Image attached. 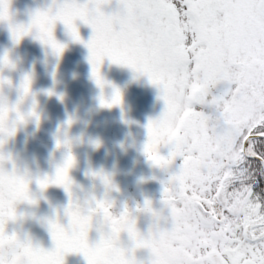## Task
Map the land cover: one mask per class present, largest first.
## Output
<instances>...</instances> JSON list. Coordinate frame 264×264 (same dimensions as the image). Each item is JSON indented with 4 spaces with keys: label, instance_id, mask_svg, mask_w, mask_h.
I'll return each mask as SVG.
<instances>
[{
    "label": "snow or ice",
    "instance_id": "snow-or-ice-1",
    "mask_svg": "<svg viewBox=\"0 0 264 264\" xmlns=\"http://www.w3.org/2000/svg\"><path fill=\"white\" fill-rule=\"evenodd\" d=\"M111 2L53 0L25 25L13 23L11 0H0V21L8 22L16 42L35 31L57 57L66 46L55 39L56 23L85 43L76 24L82 21L93 30L86 47L101 89L105 58L159 89L165 107L149 120L143 150L154 166L176 165L163 182L168 215L154 210L150 200L116 211L107 192L100 198L75 195L70 151L55 175L35 178L14 163L6 170L4 161L11 158L0 153V264H66L73 253L87 264H143L137 249L150 250V264H264V0H117L118 10L106 13ZM2 63L12 66L7 54ZM5 83L10 81L0 78V88ZM20 90L22 101L31 92L30 76ZM100 103L121 105L120 90L110 100L101 95ZM27 115L39 120L34 109ZM25 119L19 103L0 100V137L13 136ZM3 143L0 139V147ZM61 146L65 142L58 140ZM92 175L114 189L109 176ZM33 179L41 190L57 185L69 197L66 224L60 213L46 220L51 250L7 228L18 219V203H37L29 187ZM138 213L152 216L147 235L137 227ZM93 229L99 239L90 243ZM124 233L130 246L121 240Z\"/></svg>",
    "mask_w": 264,
    "mask_h": 264
},
{
    "label": "flooded vegetation",
    "instance_id": "flooded-vegetation-1",
    "mask_svg": "<svg viewBox=\"0 0 264 264\" xmlns=\"http://www.w3.org/2000/svg\"><path fill=\"white\" fill-rule=\"evenodd\" d=\"M52 3L53 0H11L13 23H30L32 14L48 10ZM118 8L117 0H112L104 11L113 13ZM76 24L85 43L74 41L65 25L56 23L55 39L66 46L57 57L35 31L16 42L8 22L0 21V78L10 81L0 88V100L9 105L19 103V111L26 116L24 122L15 125L13 136L0 137L4 140L0 153L12 161L5 160L3 166L11 171L14 163L19 171L34 178L53 176L70 151L75 158L69 171L75 195L93 194L100 198L107 192L116 211L125 205L143 206L145 200H150L154 210L167 216L168 210L162 203L163 182L170 171L176 170V165L170 170L154 166L143 150L149 120L158 118L165 107L159 89L146 76L107 58L101 65L106 81L101 89L91 75L90 52L86 47L93 30L82 21ZM5 54L12 66L2 63ZM26 75L31 77V92L21 101L20 85ZM115 89L122 94V104L112 108L101 106V95L110 100ZM33 109L39 120L27 115ZM11 116L15 119V113ZM70 118L71 125L67 123ZM58 140L66 146L57 148ZM161 154L166 156L168 148H161ZM92 173L109 176L114 189L109 190ZM29 187L37 203H18L17 213L24 218L19 223L9 221L8 231L22 238L27 236L34 244L51 250L54 244L46 220L60 213L61 223L66 224L63 209L68 204V194L57 185L41 190L35 179ZM151 224L150 213L137 214V227L143 234H148ZM161 226L170 224L161 220ZM98 239L99 234L93 229L89 241L95 243ZM121 240L125 246L131 245L126 233ZM135 256L143 264H150V250L137 249ZM65 262L87 264L78 253L67 255Z\"/></svg>",
    "mask_w": 264,
    "mask_h": 264
},
{
    "label": "clouds",
    "instance_id": "clouds-1",
    "mask_svg": "<svg viewBox=\"0 0 264 264\" xmlns=\"http://www.w3.org/2000/svg\"><path fill=\"white\" fill-rule=\"evenodd\" d=\"M23 218L24 217L22 215H18V219L16 221H14V222L19 223V222H21L23 220Z\"/></svg>",
    "mask_w": 264,
    "mask_h": 264
}]
</instances>
